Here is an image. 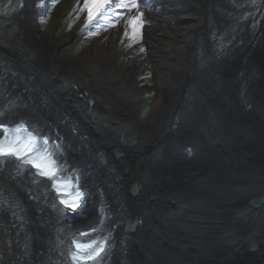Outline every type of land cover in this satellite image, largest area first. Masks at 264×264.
Listing matches in <instances>:
<instances>
[{
	"label": "bare ground",
	"instance_id": "1",
	"mask_svg": "<svg viewBox=\"0 0 264 264\" xmlns=\"http://www.w3.org/2000/svg\"><path fill=\"white\" fill-rule=\"evenodd\" d=\"M36 1L0 0V122L23 120L40 134L56 139L52 146L59 170L72 169L80 175L79 184L86 193L85 217L66 221V226L82 231V223L96 217L95 208L101 204L108 219L107 235L114 245L113 258L107 264H187L184 241L179 238L175 255L171 246H166L168 230L162 224L167 217L181 223L183 229L185 220L182 208L176 215L169 213L172 201L181 207L184 204L186 177L185 163L178 158L170 133L173 107L182 94L191 47L201 26L200 0H140L157 16L164 15L171 30L163 32L168 43L161 52L172 62L173 78L154 125L139 117L142 98L133 78L118 91L111 90L106 84L115 81L117 74L107 75V67L100 61L94 64L97 74L93 80L79 71L78 59L57 64V47L46 42L36 27ZM250 1H260L264 7V0ZM84 8L87 19L98 12ZM184 12L190 15L184 17ZM185 23L188 25L183 26ZM154 29L147 26L148 39ZM260 146L264 150V145ZM99 155L103 163L98 161ZM86 165L96 168L98 184L84 175ZM262 167L252 185L256 178L264 177V164ZM237 174L245 173L238 167ZM0 196L28 217V227L38 233V238L34 232L27 237L30 244L31 239L34 242L32 251L27 247L30 259L25 256V262H16L13 242L2 232L6 230L0 218V264H48V255L57 258L62 252L61 241L54 238L58 233L53 212L57 205L48 186L12 159L0 158ZM123 226H132L131 233ZM19 245L22 247V241ZM34 255L39 259H33ZM217 264H264V254L219 259Z\"/></svg>",
	"mask_w": 264,
	"mask_h": 264
},
{
	"label": "water",
	"instance_id": "2",
	"mask_svg": "<svg viewBox=\"0 0 264 264\" xmlns=\"http://www.w3.org/2000/svg\"><path fill=\"white\" fill-rule=\"evenodd\" d=\"M200 3L201 26L191 47L182 94L173 107L170 133L176 154L185 163L186 177L184 204L181 207L172 201L169 213L176 215L182 208L185 220L183 229L181 223L167 217L162 226L168 230L166 246L170 245L175 255L179 238L184 241L187 264H217L219 259L264 254V177L251 183L264 164V150L260 146L264 145V7L260 1L250 0H200ZM42 134L53 139L48 133ZM12 161L21 164L19 160ZM98 161L103 163L101 155ZM21 166L48 186L57 205L53 212L58 233L54 238L61 241L62 252L57 258L48 255V264L111 261L114 245L107 235L108 219L102 205L95 208L96 217L82 223V231L71 230L66 221L84 218L85 202L71 197L70 191L52 192L53 184H61L55 180L68 177L74 181L80 175L72 169L58 170L53 180L38 176L27 165ZM238 167L245 174H237ZM84 175L98 184L94 166L86 165ZM75 187L70 186L71 191ZM260 194L263 196L257 197ZM59 196L68 204L60 205ZM0 218L6 230L2 232L13 242V259L25 262L27 247L28 251L34 247L33 240V245L27 240L28 234L34 232L38 238L37 230L28 227V217L12 208L3 196H0ZM146 227L150 229V224ZM122 229L131 233L133 228ZM73 239L95 242L92 247L96 252L73 262ZM89 251L92 249L85 253ZM32 258L39 259L37 255Z\"/></svg>",
	"mask_w": 264,
	"mask_h": 264
},
{
	"label": "rangeland",
	"instance_id": "3",
	"mask_svg": "<svg viewBox=\"0 0 264 264\" xmlns=\"http://www.w3.org/2000/svg\"><path fill=\"white\" fill-rule=\"evenodd\" d=\"M59 1L37 0L34 3L37 11L36 27L46 42L57 47V64L78 59L81 62L79 71L85 78L93 80L97 74L94 64L100 61L107 67V75L117 74L115 81L106 84L111 90L118 91L127 79L133 78L142 98L139 117L154 125L164 92L170 87L173 78L172 62L164 59L161 52L163 45L168 43V37L163 32L171 31L168 30L170 26L165 16H157L148 5L145 7L140 3L137 6L134 0H115L109 12L94 14V17L92 15L87 19L82 0H65L64 14L51 27L48 15L51 7ZM133 3L136 7L130 6ZM181 15L187 17L190 12ZM56 25H60L64 33L55 32L59 29ZM148 25L155 27L150 39L146 35ZM187 25L185 23L183 26ZM77 41L83 43L81 53L80 47L78 51L73 49ZM185 57H181L182 61ZM148 74L156 75L150 84L152 89L146 86L150 82Z\"/></svg>",
	"mask_w": 264,
	"mask_h": 264
},
{
	"label": "snow or ice",
	"instance_id": "4",
	"mask_svg": "<svg viewBox=\"0 0 264 264\" xmlns=\"http://www.w3.org/2000/svg\"><path fill=\"white\" fill-rule=\"evenodd\" d=\"M131 7H136V5L133 3L130 5ZM23 128V126H21L20 128H18L16 131H20ZM3 131L5 133L8 132V129H3ZM26 131V129H25ZM36 143H38V141L36 140L35 137H33L31 134L28 135V138L26 141H23L20 137H17V142L16 143H12L7 141V139L5 141H0V155H4V154H12L17 156L18 158H24V156L29 153L32 152L33 150H35L36 148ZM48 143L47 139L44 140V144L46 145ZM41 160V164H36L35 160L33 161H28L34 164V166L37 167H41L42 165L47 169L46 171H44L42 174L49 176V178H52L53 180H55V175H56V169L54 167L55 162L54 161H49L47 160V156H43V157H38ZM49 165H52L51 167H49ZM59 190V189H58ZM95 242H92L88 245H80L77 244L78 248H85V249H92V251L88 252L87 255L89 257H91L93 255V253L96 252V249L92 247V244H94ZM73 258L75 259V255L73 256Z\"/></svg>",
	"mask_w": 264,
	"mask_h": 264
},
{
	"label": "trees",
	"instance_id": "5",
	"mask_svg": "<svg viewBox=\"0 0 264 264\" xmlns=\"http://www.w3.org/2000/svg\"><path fill=\"white\" fill-rule=\"evenodd\" d=\"M64 3H65V0H60L58 3L54 4V5L51 7V8H52L51 13L48 15V18H49V19H48V20H49V23H48V24H50L51 27L55 26V23L58 22L59 18H61L62 15L64 14V10H65ZM56 26H58V25H56ZM58 27H60V25H59ZM55 32H57V33H64V29L59 28V29H57ZM85 32H87V31H83L82 33H85ZM78 39H79V38H78ZM78 39H77V40H78ZM79 47H80L79 51H80V53H81V50H82V48L84 47V46H83V43H79V42L77 41V42H75V46H74V44H73V49H74L75 51H78V48H79ZM73 53L75 54V52H73ZM148 75H150V74H148ZM148 75H147V76H148ZM149 78H150V82H149V83H146V86H147L148 88L152 89V88L150 87V84H152L151 81L154 80V78H156V75H155V74L150 75ZM153 91L155 92L154 89H153Z\"/></svg>",
	"mask_w": 264,
	"mask_h": 264
}]
</instances>
